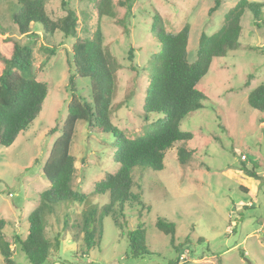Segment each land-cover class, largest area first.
I'll use <instances>...</instances> for the list:
<instances>
[{"label": "rangeland", "instance_id": "374dc122", "mask_svg": "<svg viewBox=\"0 0 264 264\" xmlns=\"http://www.w3.org/2000/svg\"><path fill=\"white\" fill-rule=\"evenodd\" d=\"M237 1L220 0L210 15L214 0H133L129 17H125L124 0H111L114 14L99 17L98 0H68L77 25L76 37L66 38L60 32L44 35L37 22L30 24L28 34H20L11 19L16 0H0V50L9 52L13 42L30 45L33 74L48 88L42 109L29 127L11 145H0V218L15 264H31L18 238L25 236L27 216L49 186L42 166L59 134L49 130L59 127L67 113V59L75 40L91 38L97 28L101 30L103 46L120 65L114 73L110 119L133 138L148 123L142 113L148 83L144 67L148 69L151 55L159 49L150 29L153 15L160 16L166 31L176 32L189 24L187 51L193 61L200 33H214ZM44 5L52 19L65 13L60 0H45ZM258 22L255 25L251 13L245 11L239 47L213 58L199 81L198 88L207 97L204 106L189 112L179 125L192 138L166 150L161 170H133L139 185L133 190L141 192L147 209L136 203L128 206L126 224L120 226L117 209L110 214L103 211L108 193L90 194L83 202L58 203L54 213L44 215V221L51 242L62 232L60 248L52 246L42 264H169L176 258L179 264H264V111L247 102L249 91L264 83V6ZM129 48L135 70L127 59ZM249 74L253 77L245 84ZM75 82L79 93L89 99V79L76 77ZM112 141L111 135L89 133L86 122H76L70 145L75 157L74 188L88 194L104 173L118 168L112 160ZM179 148L190 152L183 164L178 159ZM241 166L253 168L258 177L243 173ZM91 209L101 234L95 232L97 243L87 251L81 225L83 214ZM157 217L175 223L174 245L155 226ZM140 222L151 254L132 258L126 232ZM0 264H4L1 254Z\"/></svg>", "mask_w": 264, "mask_h": 264}, {"label": "trees", "instance_id": "16d2710c", "mask_svg": "<svg viewBox=\"0 0 264 264\" xmlns=\"http://www.w3.org/2000/svg\"><path fill=\"white\" fill-rule=\"evenodd\" d=\"M132 1L122 2L126 5L125 17H129ZM44 2L45 0H16L11 19L18 32L28 34L30 24L37 22L41 24L44 35L60 32L66 38H75L77 15L75 10L69 7L68 0H60L65 13L57 19H52L47 14ZM219 4L220 0H214L208 13L211 15ZM263 6V2L238 0L225 12L221 26L214 33L210 35L200 33L196 58L193 61H189L187 51L189 24H184L176 32H170L163 28L160 16L153 15L150 29L156 37L159 49L151 55L148 69L144 67L146 72L148 70V83L142 98V113L148 123L144 132L133 138L127 137L110 119L114 73L120 65L103 46L101 30L97 28L91 38L75 40L67 59L69 71L66 86L69 91L67 113L59 127L55 126L49 130L50 133L58 131L59 134L52 142L42 166V173L49 186L40 193L38 204L27 216L28 227L25 236L18 238L20 250L31 264H42L48 259L52 246L55 249L60 248L62 232L58 231L51 242L46 236L44 221V215L54 213L58 203L83 202L90 194L108 193L109 199L103 206V211L110 214L112 210L117 209L120 226L126 224L128 206L136 203L141 205L142 209L146 208L141 200V192L133 190L134 187H139L133 177V170L138 167L161 170L166 150L178 141L192 138V133L182 131L179 125L189 112L204 106L203 101L207 97L199 90V81L208 72L213 58L224 57L227 52L239 47L241 18L244 12L249 11L255 25L258 26ZM97 14L99 17L112 16L114 11L111 0H98ZM127 59L130 68L137 69L132 63V48L128 50ZM76 77L89 79V99L79 93ZM252 77L253 75L249 74L245 84H248ZM47 92V83L37 80L33 74L30 45L13 42L9 52L4 53L0 50L1 146L11 145L18 134L29 127L39 115ZM247 102L252 108L264 111V83L249 91ZM78 120L86 122L89 133H106L112 136V160L118 164L114 172L104 173L88 194L72 185L75 157L70 153V145ZM177 153L182 164L190 156V152L183 148H179ZM239 169L249 176L258 177L253 168L241 166ZM93 213V209L84 213L81 225L87 251L97 243L95 232L98 231V236L101 234ZM4 225V220L0 218V254L4 264H15L12 248L3 233ZM155 226L159 231L169 235L170 242L174 245L175 223L157 217ZM126 237L130 257L151 254L145 243V232L141 222L136 229L127 231ZM169 264H179V258L170 261Z\"/></svg>", "mask_w": 264, "mask_h": 264}, {"label": "built area", "instance_id": "2783aa9c", "mask_svg": "<svg viewBox=\"0 0 264 264\" xmlns=\"http://www.w3.org/2000/svg\"><path fill=\"white\" fill-rule=\"evenodd\" d=\"M244 158V156H242ZM181 258H183V256L181 255Z\"/></svg>", "mask_w": 264, "mask_h": 264}]
</instances>
